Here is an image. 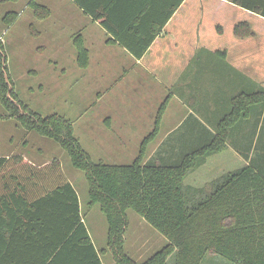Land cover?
<instances>
[{
    "label": "trees",
    "instance_id": "trees-1",
    "mask_svg": "<svg viewBox=\"0 0 264 264\" xmlns=\"http://www.w3.org/2000/svg\"><path fill=\"white\" fill-rule=\"evenodd\" d=\"M72 1L116 41L140 40L142 50L136 54L140 57L184 0ZM234 3L264 18V0ZM28 8L38 21L50 15L49 8L36 0H30ZM159 10H166L162 20L154 18ZM17 18V12L9 11L2 22L9 26ZM121 31L132 35L123 36ZM251 34L246 23L234 28L237 37ZM75 39L76 63L85 69L88 50L79 34ZM5 49L0 40V105L6 117L59 144L71 166L82 172L86 206L98 208L107 232L105 247L98 249L85 223L80 197L56 160L35 165L21 155L0 157V264H103L101 255L106 252L114 264H264V125L258 128L262 116L264 120V88L250 89L242 100L234 99L218 135L183 147L173 162L160 157V148L145 161L146 146L157 134V116L153 132L131 164H106L91 159L70 119L59 114L42 116L18 98ZM255 115L258 120L252 123ZM244 117L250 118L251 136L247 149H236L248 164L213 180L206 190L186 186L184 179L190 172L231 144L227 133L238 131L236 121ZM255 142L256 156L252 153ZM130 211L167 241L141 263L126 251Z\"/></svg>",
    "mask_w": 264,
    "mask_h": 264
},
{
    "label": "crops",
    "instance_id": "crops-1",
    "mask_svg": "<svg viewBox=\"0 0 264 264\" xmlns=\"http://www.w3.org/2000/svg\"><path fill=\"white\" fill-rule=\"evenodd\" d=\"M43 1L38 0L37 3L47 7L46 4H49L52 8L48 7L49 17L39 20L40 29L34 31V37L42 40L38 48L48 47L49 44L45 42L55 37V34L47 33L43 23L54 31L66 25L70 33L64 34L67 41L63 44L74 50L71 60H77L75 38L78 34L81 45L88 50L89 63L82 69L86 72L84 77L95 78V74L104 73V69L110 71L111 66L106 67L104 64L106 60L115 63L113 74L120 90L114 91L112 103L118 116L103 118V126L112 132V136L115 135L116 146L112 149V156L118 160L117 165L131 164L136 159L143 140L153 132V129L147 130L146 127H155L157 114V125L166 132L162 131V136L158 137L157 134L155 139L148 142L145 161L160 148V157L166 162H173L183 147L198 144L202 139L209 141L213 135H218L217 129L233 109L234 99L239 97L242 100L244 95L250 93V89L256 92L259 87L264 88V75L257 73L258 63L264 69V18L241 8L234 0H184L140 57L136 55L142 50L140 40L127 38V45L116 41L114 35L85 15L72 0ZM163 12L166 10L154 12L157 13L154 18L162 20ZM239 23L248 24L252 34L247 37L235 36L234 28ZM62 31L65 29L62 28ZM121 32L126 37L132 35L131 32ZM7 34L8 29H2L0 40L4 44ZM148 34L145 30L144 35ZM50 54L54 55L53 52ZM90 64L97 70H89ZM124 84L131 92L128 99L129 112L121 103L126 102L127 98L121 92L125 89ZM100 94L104 95L101 91L98 96ZM151 94H157L153 100ZM153 106L157 107L154 118L152 114H146V110ZM257 118V115L251 117L252 123ZM0 119L3 123L4 118ZM249 120V117L241 118L236 121L238 131L228 130L227 142L231 144L224 150L227 149L231 154L222 157L221 169L203 184L242 168L238 166L243 157L236 148L243 150L248 147L251 136ZM259 121L258 128L260 124L264 125L263 116ZM138 126L141 129L137 130ZM13 139H9L8 147L14 142ZM103 141L105 145V142L108 144L111 140ZM233 141L237 146L232 145ZM217 153L209 155L184 181L190 177L204 176L207 173L206 166H212L213 172L216 160L212 157ZM12 155L20 154L0 153V157L8 158ZM233 155L238 157L239 162L237 168L229 169V164L234 166L230 161ZM245 162L244 166L248 164L247 160ZM192 184L193 187H200L199 183Z\"/></svg>",
    "mask_w": 264,
    "mask_h": 264
},
{
    "label": "rangeland",
    "instance_id": "rangeland-1",
    "mask_svg": "<svg viewBox=\"0 0 264 264\" xmlns=\"http://www.w3.org/2000/svg\"><path fill=\"white\" fill-rule=\"evenodd\" d=\"M29 1L0 0V34L2 33V29H8V34L4 37L6 40L5 50L8 71L15 93L32 111L42 116L59 114L70 119L73 122L76 137L79 139L83 149L90 154L93 161H102L106 164H119L118 160L112 156V149L114 150L116 146L115 135L112 136V132L103 126V118L118 116V111H115L112 103L113 93L119 89L116 86L119 85L118 80L115 79L113 74L115 63L106 60L107 62L104 61V64H106V67L111 66L109 68L110 71L104 69V73L95 74V78L94 76H90V78L84 77L86 72L78 68L75 60H71V53L73 54L74 50L63 44H66L67 41L65 39L67 36L65 35L70 33L66 25L59 26L54 31L49 30L47 24L42 22L46 26L47 33L55 34V37L52 38V41L45 42L50 46L38 48L39 46L41 47L42 40L36 39L33 34L35 29H40V22L34 18L31 9L28 8ZM43 2L47 3L49 1L44 0ZM46 5L51 7L49 4ZM9 11H14L18 14L21 12L12 26H5L2 18ZM62 28L65 31H62ZM114 49L116 50V48ZM50 52H53L54 55H51ZM55 54L58 57H54ZM258 66L257 73L264 75L261 63H258ZM91 69L97 70L96 67L93 68L92 64H90L89 70ZM115 82L117 83L115 84ZM124 86L125 89L121 92L126 95L127 98L125 99L127 103H121L126 111L129 112L130 103H128V99L131 92L126 84ZM100 91L104 95L100 94L98 96ZM156 95L151 94L150 98L153 100ZM146 111L147 116L152 114L154 118L157 107L153 106ZM158 113H160V110ZM6 116L7 112L0 105V118H4L3 123L0 119V153L3 155L8 153L23 155L35 165H42L56 160L61 165L67 178L74 185L80 197L84 220L93 242L98 249L104 248L107 232L106 220L97 207L86 206L87 186L82 172L71 166L67 154L57 142L41 136L34 131L25 130L19 125L17 126L15 120H11ZM157 116L159 115L157 114ZM139 127L136 129H141ZM154 128L153 126L146 127L147 130H154ZM162 131L164 130L158 127V135H156L158 137L162 136ZM11 137H14V142L8 147ZM108 139L113 142L111 143L110 141L108 144L105 142L106 144L103 145L102 141ZM102 146L105 148V151H103ZM256 146L257 142L252 147V153L255 156L259 151V146L257 149ZM223 150L218 151L217 155L212 157L216 160L213 172L211 171L212 166H206L205 171L207 173H204V176L201 173L199 175L202 176L190 177L188 179L191 184L193 182L200 184V187H194L208 189L212 181L206 184L203 183L213 178L214 173L221 169L222 157H227L231 154L227 149L222 152ZM233 156V158H230V161L234 166L232 167L229 164V169L237 168L236 166L239 162L238 157ZM240 159L242 162L240 161L241 163L238 167H243L246 162L243 158ZM127 162L129 161L127 160ZM124 165H127V163ZM188 180L184 181V184L192 186L193 184L188 183ZM127 217L129 227L126 233V251L133 260L141 263L163 247L167 241L133 212H128ZM101 258L104 264H114L113 258L108 252L101 255Z\"/></svg>",
    "mask_w": 264,
    "mask_h": 264
}]
</instances>
